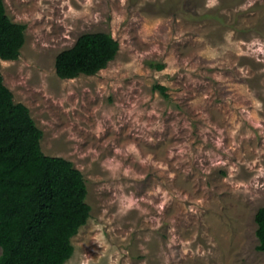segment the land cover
<instances>
[{"label":"rangeland","instance_id":"rangeland-1","mask_svg":"<svg viewBox=\"0 0 264 264\" xmlns=\"http://www.w3.org/2000/svg\"><path fill=\"white\" fill-rule=\"evenodd\" d=\"M4 3L27 25L4 84L43 152L87 183L91 217L65 264H264V0ZM99 32L116 58L59 78L57 55Z\"/></svg>","mask_w":264,"mask_h":264},{"label":"trees","instance_id":"trees-1","mask_svg":"<svg viewBox=\"0 0 264 264\" xmlns=\"http://www.w3.org/2000/svg\"><path fill=\"white\" fill-rule=\"evenodd\" d=\"M26 29L11 20L0 0V264H65L92 207L83 173L71 161L43 152V131L4 84L1 61L19 58ZM119 48L109 33L83 34L57 55L56 74L61 79L94 76L116 58ZM151 66L164 69L162 64ZM154 89L167 97L166 87ZM255 222L256 249L264 253V207Z\"/></svg>","mask_w":264,"mask_h":264}]
</instances>
